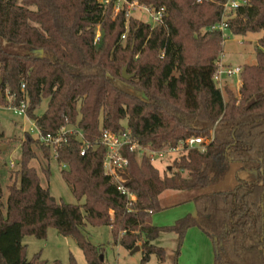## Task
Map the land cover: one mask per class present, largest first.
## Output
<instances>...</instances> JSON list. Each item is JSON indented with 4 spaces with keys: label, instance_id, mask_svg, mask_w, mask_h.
<instances>
[{
    "label": "trees",
    "instance_id": "1",
    "mask_svg": "<svg viewBox=\"0 0 264 264\" xmlns=\"http://www.w3.org/2000/svg\"><path fill=\"white\" fill-rule=\"evenodd\" d=\"M138 1L164 10L163 24L127 19L125 11L114 16L113 6L98 0H0V107L27 103V116L45 136L75 131L56 151L25 134L7 195L0 181V264H49L39 255L28 260L23 240H45L50 228L74 238L88 264H105L103 248L83 232L87 225L109 227L127 251L139 246L143 264L152 256L167 262L168 252L155 245L165 233L177 236L178 264L194 228L213 241L214 264H264V0H244L228 22L234 36H262L257 63L241 69L238 93L226 85L225 96L215 75L226 38L215 28L226 0ZM31 50H43V58ZM43 101L47 109L37 117ZM104 131L129 132L154 153L176 151L192 138L204 144L185 146L165 175L147 154L125 148L120 176L134 196L129 201L105 174ZM83 140L90 145L84 156ZM40 154L48 167L39 171L33 163ZM53 159L83 205L53 201L43 186ZM232 170L233 188L214 191ZM245 172L256 179L240 178ZM168 191L193 194L196 215L156 227L152 216L165 210L160 197ZM69 264H77L74 257Z\"/></svg>",
    "mask_w": 264,
    "mask_h": 264
},
{
    "label": "rangeland",
    "instance_id": "2",
    "mask_svg": "<svg viewBox=\"0 0 264 264\" xmlns=\"http://www.w3.org/2000/svg\"><path fill=\"white\" fill-rule=\"evenodd\" d=\"M131 16L136 20L154 24L152 18L143 11L135 9L132 11ZM261 36V33L248 34L244 37L234 36L226 31V41L220 63L225 66L232 68L239 67L241 69L244 66L255 65L257 63V42ZM224 82L227 84L228 88L238 93L239 87H241L239 76L233 79H225ZM223 94L225 96V88ZM47 103V101H43L42 105L35 112L37 117L41 116L46 111ZM26 133H30L34 138L38 136L35 122L27 115H16L11 107H0V181L4 186L6 195L8 187L15 181L16 171L18 170L17 162L21 158V145L25 139ZM184 154L182 149L173 152L165 151L154 159L153 164L160 171L161 175H165L167 174L166 171L174 167V162L179 160ZM39 158V162H34L33 167L38 168V170H41L42 167L47 168L48 164L42 159L41 154ZM239 175L240 178L249 181H254L256 179L255 173L245 172ZM42 184L45 188L50 189L51 195L58 203L69 205L84 204V200L79 202L73 196L71 188L62 177V167L55 159L50 163L49 181L43 178ZM235 184L236 180L233 171L232 175H229L225 182L220 183L213 190H229L233 188ZM185 195L188 196L190 193H177L172 191L164 193L161 197V204L167 209L153 215V225L160 227L171 226L176 221L189 214H193L191 213L195 208L193 204L184 203L183 205L175 206L177 203L179 204L181 202L182 197ZM189 231L184 240L178 264H214L213 241L199 230L200 233L206 237L205 239H208L207 250L205 246L201 247L200 243L196 244L193 236L190 238L191 240L187 239L188 236L191 235ZM83 232L93 245L103 248L104 252L101 256L104 257L105 264H143V252L140 251L133 254L132 251H127L120 245L115 244L112 231L109 227H94L87 225ZM23 245L27 247V258L30 261L35 256L39 255L42 261H46L49 264L55 262L69 264L71 257H74L77 264H88L76 240L72 237L61 236L54 228L48 230L45 240H39L33 236H26L23 240ZM155 245L168 252L169 259L165 264H174L172 255L177 248V238L175 234H162L155 242ZM146 264L160 263L156 256H152L150 262Z\"/></svg>",
    "mask_w": 264,
    "mask_h": 264
},
{
    "label": "built area",
    "instance_id": "3",
    "mask_svg": "<svg viewBox=\"0 0 264 264\" xmlns=\"http://www.w3.org/2000/svg\"><path fill=\"white\" fill-rule=\"evenodd\" d=\"M99 3L105 7L113 6L114 16L119 13L125 11L127 19L133 18L131 13L133 10L137 9L139 11H143L147 13L150 18H152L154 22V26L163 24V16L164 10L155 11L152 8L147 6H143L139 3L138 0H98ZM204 0H198V2H202ZM247 4L244 0H226L223 4V20L222 23L217 26L215 29L225 33L229 27L228 22L234 18L236 12L239 10L241 6H245ZM100 33L98 32L96 42L99 40ZM126 37L123 36V39ZM241 68L236 67L232 68L229 66H225L222 63H219V70L215 75V83L217 87L221 90L227 85L225 84V79H233L234 77H240ZM24 88V86H23ZM16 115H27V103L21 105V107H11ZM38 136L39 139L44 145L53 148L56 151L63 143H66L67 136H70L75 133L74 129L63 128L55 135H43L39 129ZM80 138L83 139V135L80 133ZM102 145H104L107 150V157L104 162V170L105 174L111 177L118 186V191L123 195L127 196L129 201H134V196L125 188L123 185V180L120 176V171L124 170L128 165V160L122 155V151L125 148H129L130 152L139 151L140 153H145L149 157H151L152 161L157 156H160L162 153H154L148 149L141 148L136 142L132 140V137L129 132H123L120 134H115L111 131H104L101 139ZM204 144V139L202 138H192L189 139L181 145L178 150H183L186 146L188 149L200 148ZM90 148V145L83 140L82 152L81 155H85L87 150ZM169 152H173L169 150ZM54 158L57 159V155H54ZM65 168V166H63Z\"/></svg>",
    "mask_w": 264,
    "mask_h": 264
},
{
    "label": "crops",
    "instance_id": "4",
    "mask_svg": "<svg viewBox=\"0 0 264 264\" xmlns=\"http://www.w3.org/2000/svg\"><path fill=\"white\" fill-rule=\"evenodd\" d=\"M239 85H240V83H239ZM240 88V87H239ZM233 172V171H232ZM230 175H232V174H230ZM177 193H179V192H177ZM194 195L193 194H190V195H188V196H184V197H182V200H181V202L178 204H176L175 206H180V205H183L184 203L185 204H193L192 202H191V198L193 197ZM162 197V196H161ZM161 197H160V200H161ZM194 205V204H193ZM162 207H164V206H162ZM194 207H195V205H194ZM164 209H167V208H165L164 207ZM191 213H193V214H191V215H196V208H194V210H193V212L191 211ZM153 217V216H152ZM177 222V221H176ZM175 222V223H176ZM175 223H173V224H175ZM172 224V225H173ZM156 227H160V226H156ZM167 227V226H166ZM192 232H193V234H192ZM189 233L191 234L190 236H188V238L187 239H190L192 236H193V238H194V240H195V243L196 244H198V243H200V245H201V247H204L205 246V248L207 249L208 248V239H205L206 237H204V235H202V233H200V231H199V229H192V230H190L189 231ZM176 236V235H175ZM176 238H177V236H176ZM191 240V239H190ZM208 250V249H207ZM192 263V262H191ZM193 264V263H192Z\"/></svg>",
    "mask_w": 264,
    "mask_h": 264
},
{
    "label": "water",
    "instance_id": "5",
    "mask_svg": "<svg viewBox=\"0 0 264 264\" xmlns=\"http://www.w3.org/2000/svg\"><path fill=\"white\" fill-rule=\"evenodd\" d=\"M30 53H31V54H34V55L37 56L39 59H42V58H43V55H44L43 50H31ZM123 78H124L125 80H130V79L132 78V76H130V75L127 74V69H124V71H123ZM53 201H55L54 198H53ZM140 251H141V248L138 246V247H136V248L132 251V253L134 254V253H137V252H140ZM101 260H102V261L104 260V257H103V256H101Z\"/></svg>",
    "mask_w": 264,
    "mask_h": 264
}]
</instances>
